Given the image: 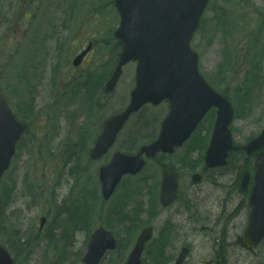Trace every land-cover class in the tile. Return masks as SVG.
I'll list each match as a JSON object with an SVG mask.
<instances>
[{"label":"rangeland","instance_id":"1","mask_svg":"<svg viewBox=\"0 0 264 264\" xmlns=\"http://www.w3.org/2000/svg\"><path fill=\"white\" fill-rule=\"evenodd\" d=\"M41 1L38 5L29 0H0V91L11 96L29 127L12 170L0 186V245L10 250L16 264H81L89 234L100 224L112 228L122 240L120 249L108 254L102 264H125L139 233L149 224L155 226L157 237L147 259L154 261L157 250L175 243L161 238L162 225L171 220L188 226L177 237L181 244H193L185 264L213 263L218 253L224 264H264L262 247L248 254L233 244L234 239L223 243L224 236L238 235L244 227L242 207L224 236L216 231L213 246L214 216L194 222L178 205L163 210L159 204V164L177 166L182 173L181 193L197 201L206 215L220 212L226 190L250 165L237 159L224 171L201 169L202 143L205 146L210 139L212 116L175 156L149 161L142 178L125 179L104 205L98 175L103 162L91 163L88 150L101 133L104 118L128 103L136 63L125 68L111 95L104 94L120 50L114 39L119 17L113 0H85L82 5L76 3L80 0ZM67 2L74 5L67 8ZM210 4L193 47L200 53L206 79L234 103L233 135L242 146L264 127V0H211ZM252 33L261 41L251 40ZM90 42L95 47L85 64L89 69L76 71L73 58ZM93 72L99 76L97 89L89 79ZM166 112L165 106L144 110L153 129L145 125V132L134 126L135 116L117 147L127 148L133 136H140L134 149L130 148L133 151L150 142ZM242 155L237 153V157ZM196 172L203 174L200 183L191 182ZM42 216L48 222L40 231ZM179 248H167L163 259H173L174 264Z\"/></svg>","mask_w":264,"mask_h":264},{"label":"water","instance_id":"2","mask_svg":"<svg viewBox=\"0 0 264 264\" xmlns=\"http://www.w3.org/2000/svg\"><path fill=\"white\" fill-rule=\"evenodd\" d=\"M205 4L206 0H118L117 5L121 9L122 23L116 36L125 42V48L118 63L119 66L108 84V90L115 87L114 85L121 77L123 65L131 59H137L139 63L137 87L133 90L128 110L108 122L96 148L91 151L93 157L100 156L113 143L115 135L131 112L140 109L145 102L150 101L155 104L166 98L170 100L171 112L162 126L163 131L159 140L144 148L145 151H168L182 144L197 122L213 105L219 108V122L216 129L217 135L209 155L222 150V145L225 147V144H230L229 126L234 115L232 106L226 98L209 88L208 83L198 71V53L190 47L191 38L197 29ZM21 130H23L22 126L15 120L7 107L5 97L1 95L0 174L8 166L10 148L14 147V142L20 137ZM263 141L264 131L256 142ZM120 157V161L126 163L127 171L136 172L144 163L140 155L127 158L119 154L114 158L113 164L108 167L115 174ZM210 158L212 156L207 159ZM213 159L215 162L218 160ZM219 162L221 161L217 163ZM257 168H259L256 177L257 184L253 194H261V196L258 199L252 198L253 209L250 211V224L243 240L247 246L255 245L264 237V175H262L264 155L262 159L259 158ZM243 180L241 189L249 180L247 172ZM114 184L115 182L112 183L113 187ZM177 185L175 173L167 172L161 192L164 203L169 204L174 199ZM151 230L152 228H149L141 234L138 244L129 257L128 264H140V256L150 240ZM92 241L93 259L90 250L87 264H96L104 250L114 248L116 245L112 234L102 229L97 231ZM96 246H98L96 250L98 253L95 252ZM8 263V260L3 263L0 261V264Z\"/></svg>","mask_w":264,"mask_h":264},{"label":"flooded vegetation","instance_id":"3","mask_svg":"<svg viewBox=\"0 0 264 264\" xmlns=\"http://www.w3.org/2000/svg\"><path fill=\"white\" fill-rule=\"evenodd\" d=\"M239 197V193L233 192L232 190H230L229 195H228V202H229V206L226 207V209L222 210V212L217 211L214 214L209 213V217L210 216H214V220L211 223V225H213L212 228V233H216V231H220V232H225L227 230H230L231 226H233V221L235 219V217L238 215H241L239 212L241 211V207L244 209V213H245V217L247 215L246 211V196H242L240 199ZM239 199V201L236 202V199ZM236 202L237 204L234 205V202ZM181 206V205H180ZM183 208H185L184 206H182ZM181 207V208H182ZM245 220V219H244ZM214 245L216 243V241H213ZM175 248H178L179 245H173ZM188 248L190 250L193 249V244L192 242H190L188 245ZM185 263V262H184ZM163 264V263H162Z\"/></svg>","mask_w":264,"mask_h":264}]
</instances>
